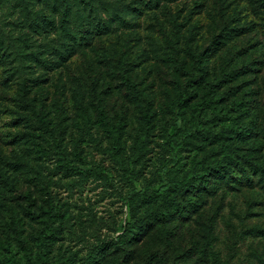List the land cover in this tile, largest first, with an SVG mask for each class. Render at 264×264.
I'll use <instances>...</instances> for the list:
<instances>
[{"label": "rangeland", "instance_id": "rangeland-1", "mask_svg": "<svg viewBox=\"0 0 264 264\" xmlns=\"http://www.w3.org/2000/svg\"><path fill=\"white\" fill-rule=\"evenodd\" d=\"M0 264H264V0H0Z\"/></svg>", "mask_w": 264, "mask_h": 264}, {"label": "trees", "instance_id": "trees-1", "mask_svg": "<svg viewBox=\"0 0 264 264\" xmlns=\"http://www.w3.org/2000/svg\"><path fill=\"white\" fill-rule=\"evenodd\" d=\"M69 170L78 171V169L74 167H69ZM194 178L195 177L193 176V173H187L184 179L180 182L166 181L164 185H162L156 191L153 192V195L160 197L174 190H179L184 192L189 188H194L195 187L194 186L195 182H193ZM196 179L199 178L197 177ZM129 229H131V227L129 226L124 228L123 233L116 238L113 244L115 250L122 251L123 247L133 239V235L129 234L128 231Z\"/></svg>", "mask_w": 264, "mask_h": 264}]
</instances>
